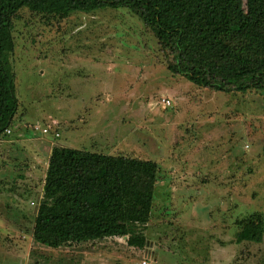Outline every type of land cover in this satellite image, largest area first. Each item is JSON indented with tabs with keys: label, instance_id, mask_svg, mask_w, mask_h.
Masks as SVG:
<instances>
[{
	"label": "rangeland",
	"instance_id": "obj_1",
	"mask_svg": "<svg viewBox=\"0 0 264 264\" xmlns=\"http://www.w3.org/2000/svg\"><path fill=\"white\" fill-rule=\"evenodd\" d=\"M13 26L18 109L0 138V264L264 263V237L235 241L240 220L264 221V89L222 94L174 75L171 39L135 0L64 19L23 8ZM53 147L157 164L150 224L133 229L144 247L31 239Z\"/></svg>",
	"mask_w": 264,
	"mask_h": 264
},
{
	"label": "trees",
	"instance_id": "obj_2",
	"mask_svg": "<svg viewBox=\"0 0 264 264\" xmlns=\"http://www.w3.org/2000/svg\"><path fill=\"white\" fill-rule=\"evenodd\" d=\"M151 16L158 37L172 41L170 71L191 85L222 94L264 89V0H135ZM123 0H0V138L18 109L13 19L23 8L46 18L119 9ZM48 133L50 127L42 128ZM42 130V131H43ZM158 166L150 160L53 147L47 158L31 239L59 249L127 238L145 246ZM236 243H261L264 221L254 213L238 222ZM230 264H240L237 262ZM264 264V263H263Z\"/></svg>",
	"mask_w": 264,
	"mask_h": 264
},
{
	"label": "built area",
	"instance_id": "obj_3",
	"mask_svg": "<svg viewBox=\"0 0 264 264\" xmlns=\"http://www.w3.org/2000/svg\"><path fill=\"white\" fill-rule=\"evenodd\" d=\"M166 104L169 105V102H167ZM6 133H10L9 130H7Z\"/></svg>",
	"mask_w": 264,
	"mask_h": 264
},
{
	"label": "crops",
	"instance_id": "obj_4",
	"mask_svg": "<svg viewBox=\"0 0 264 264\" xmlns=\"http://www.w3.org/2000/svg\"><path fill=\"white\" fill-rule=\"evenodd\" d=\"M42 147H43V146H40V145L38 146L39 149H42ZM47 158H48V157H47Z\"/></svg>",
	"mask_w": 264,
	"mask_h": 264
}]
</instances>
